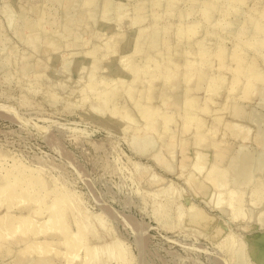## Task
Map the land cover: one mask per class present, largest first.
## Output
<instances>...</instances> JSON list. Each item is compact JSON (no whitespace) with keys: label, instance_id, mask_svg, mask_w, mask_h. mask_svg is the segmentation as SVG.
Here are the masks:
<instances>
[{"label":"rangeland","instance_id":"1","mask_svg":"<svg viewBox=\"0 0 264 264\" xmlns=\"http://www.w3.org/2000/svg\"><path fill=\"white\" fill-rule=\"evenodd\" d=\"M263 76L264 0H0V264H264Z\"/></svg>","mask_w":264,"mask_h":264},{"label":"bare ground","instance_id":"2","mask_svg":"<svg viewBox=\"0 0 264 264\" xmlns=\"http://www.w3.org/2000/svg\"><path fill=\"white\" fill-rule=\"evenodd\" d=\"M111 4V3H110ZM111 7V6H110ZM225 11V10H224ZM230 14V13H229ZM236 14V13H235ZM227 15V14H226ZM224 16V15H223ZM261 17V16H260ZM227 19V18H226ZM230 23V22H229ZM213 24V23H212ZM182 36V35H181ZM251 66V65H250ZM264 77V76H263ZM262 78V77H261ZM259 79V78H258ZM245 87V86H244ZM216 89V88H215ZM145 92V91H144ZM247 93V92H246ZM250 93V92H249ZM248 93V94H249ZM252 94V93H251ZM254 94V93H253ZM243 95V94H242ZM245 96V95H244ZM251 97V96H250ZM245 98V97H244ZM100 106V105H99ZM97 112V111H96ZM111 113V112H110ZM113 117V116H112ZM122 120V119H121ZM113 122V121H112ZM248 161H247V159L245 160V162H243L239 157H238V159H237V161H236V163H237V165L236 166H241V177H243V179L248 175V171H249V169H248V163H247ZM253 166V165H252ZM201 168V167H200ZM222 173L223 172H220L219 173V175H218V179L217 180H221L222 179ZM214 174H217L216 173V171L214 172ZM34 179V178H33ZM9 182V181H8ZM201 185V184H200ZM205 185V184H204ZM206 186V185H205ZM199 187H201V186H199ZM198 187V188H199ZM258 187V186H257ZM8 188V187H7ZM202 188V187H201ZM203 189H205V188H203ZM259 190V189H258ZM6 191V190H5ZM13 193V192H12ZM13 195V194H12ZM25 195V194H24ZM239 195V194H238ZM26 196H27V194H26ZM32 196V195H31ZM5 197V196H4ZM17 197V196H16ZM33 197H35V196H33ZM20 198V197H19ZM23 198V197H22ZM21 198V199H22ZM241 198V197H240ZM28 199V198H27ZM32 199V198H31ZM9 200V199H8ZM29 201H30V199H28ZM5 201V200H4ZM22 201V200H21ZM25 200L23 199V202H24ZM20 202V201H19ZM4 204V203H3ZM10 204V203H9ZM13 204V203H12ZM11 205V204H10ZM10 207V206H9ZM7 208V207H6ZM56 209V208H55ZM33 210V209H32ZM57 210V209H56ZM34 211V210H33ZM54 211V210H53ZM52 211V212H53ZM7 212V211H6ZM29 212V211H28ZM32 212V211H31ZM60 212V211H59ZM6 214V213H5ZM58 213L56 212V214H55V217H56V215H57ZM4 216V215H3ZM59 216H61V214L59 215ZM58 216V217H59ZM9 217H10V215H9ZM12 217V216H11ZM26 217V216H25ZM29 217V216H28ZM48 217H50V216H48ZM15 218V217H14ZM21 219H22V217H21ZM20 219V220H21ZM55 219V218H54ZM1 220V219H0ZM33 220V219H32ZM31 220V221H32ZM47 220V219H46ZM49 220H51L50 218H49ZM59 220V219H58ZM34 221V220H33ZM18 222V221H17ZM35 222V221H34ZM46 222V221H45ZM48 222V221H47ZM45 223V225H49V223ZM50 222V221H49ZM54 222V221H53ZM58 222H60V221H58ZM57 222V223H58ZM13 223V222H12ZM16 223V222H15ZM55 223V222H54ZM25 225H26V223H25ZM33 225H34V223H33ZM42 225V223H40V226ZM62 225L64 226V223H62ZM50 226V225H49ZM59 226V225H58ZM8 227V226H7ZM21 227V226H20ZM43 227V226H42ZM3 228V227H2ZM2 228L0 229V230H2ZM22 228V227H21ZM26 228V227H25ZM51 228V227H50ZM58 228V227H57ZM64 228V227H63ZM62 228V229H63ZM4 229V228H3ZM59 229V228H58ZM31 230V229H30ZM34 230H35V228H34ZM61 230V229H60ZM68 230V229H67ZM4 231V230H3ZM8 231V230H7ZM10 231H11V229H10ZM19 231V230H18ZM25 231V230H24ZM44 231V230H43ZM59 231V230H58ZM63 231V230H62ZM69 231V230H68ZM65 232V231H64ZM1 235V234H0ZM61 235V234H60ZM63 235H64V233H63ZM72 235V234H71ZM13 236V235H12ZM31 236V235H30ZM65 236V235H64ZM9 237H11V236H9ZM69 237V235L68 234H66V238H68ZM13 238V237H12ZM74 241V240H73ZM30 243V242H29ZM66 243V242H65ZM64 243V244H65ZM72 244V243H71ZM29 246H31V245H29ZM40 246V245H39ZM68 246V245H67ZM74 246V245H73ZM33 248V247H32ZM42 248V247H41ZM36 249V248H35ZM70 249V248H69ZM40 250V249H39ZM67 250V249H66ZM26 251V250H25ZM32 252V251H31ZM38 252V251H37ZM41 252H43V251H41ZM86 252V251H85ZM27 253V252H26ZM74 253V252H73ZM62 254V253H61ZM25 255V254H24ZM74 255V254H73ZM67 261V260H66ZM70 263V262H69Z\"/></svg>","mask_w":264,"mask_h":264}]
</instances>
